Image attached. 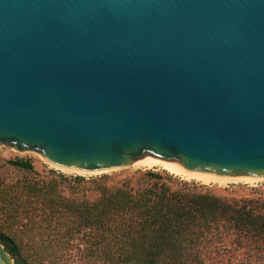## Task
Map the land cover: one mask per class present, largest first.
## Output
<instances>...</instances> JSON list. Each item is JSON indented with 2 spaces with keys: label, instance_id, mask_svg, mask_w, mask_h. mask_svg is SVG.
I'll list each match as a JSON object with an SVG mask.
<instances>
[{
  "label": "water",
  "instance_id": "1",
  "mask_svg": "<svg viewBox=\"0 0 264 264\" xmlns=\"http://www.w3.org/2000/svg\"><path fill=\"white\" fill-rule=\"evenodd\" d=\"M0 144L264 178V0H0Z\"/></svg>",
  "mask_w": 264,
  "mask_h": 264
},
{
  "label": "trees",
  "instance_id": "2",
  "mask_svg": "<svg viewBox=\"0 0 264 264\" xmlns=\"http://www.w3.org/2000/svg\"><path fill=\"white\" fill-rule=\"evenodd\" d=\"M12 163L32 169L27 160ZM99 180L92 181L99 190L92 201L65 196L52 181L27 185L41 207L25 214L19 232L0 230L16 264H45L35 258L34 245L77 247L84 259L109 264H205L213 252H264V199L230 200L195 187L172 190L159 181L138 190L110 188Z\"/></svg>",
  "mask_w": 264,
  "mask_h": 264
},
{
  "label": "rangeland",
  "instance_id": "3",
  "mask_svg": "<svg viewBox=\"0 0 264 264\" xmlns=\"http://www.w3.org/2000/svg\"><path fill=\"white\" fill-rule=\"evenodd\" d=\"M17 159L29 161L32 164V169L14 165L12 160ZM150 172L159 174L160 178L149 176ZM76 176L84 179L78 181ZM97 179H100L99 182L110 188L126 184L134 190H138L153 184L154 181H159L160 184L165 183L166 186H170L172 190L195 187L202 192L208 191L230 200L264 199V178L256 182L238 181L231 182L228 185L203 184L196 180L183 179L163 169H142L133 165L81 175L66 173L45 162L35 153L16 152L10 146L0 144V230L9 234L19 232V228H21L19 226L26 222L25 214L32 211L34 207H41L39 200L34 196V192L27 187L28 184L31 186L34 182L52 181L56 191L61 194L92 201L99 196V190L96 189L98 184L92 182ZM39 218L38 215L36 220H39ZM46 223H43V225L45 226ZM23 230H25V227ZM32 232L37 234L35 229ZM27 234L24 233V239H27ZM36 251H38L39 256L35 258H42L45 264L53 261L54 264H109L84 259L82 252L77 247L66 249L52 245L48 250H45L34 245V253ZM205 264H264V252L256 250L246 252L241 250L240 252L227 254L213 252V257L207 259Z\"/></svg>",
  "mask_w": 264,
  "mask_h": 264
},
{
  "label": "bare ground",
  "instance_id": "4",
  "mask_svg": "<svg viewBox=\"0 0 264 264\" xmlns=\"http://www.w3.org/2000/svg\"><path fill=\"white\" fill-rule=\"evenodd\" d=\"M133 166L142 168V169H163L166 170L167 172L174 174L176 176H179L183 179L186 180H196L199 181L203 184H214L217 183L219 185H228L229 183L233 182H238V181H245V182H256L259 180H262L263 178H257V179H232V178H227V177H221V176H215V175H209V174H204V173H198V172H192V171H187V170H182L181 168L178 167L176 163L173 162H167V161H162L160 159L151 157V156H146L143 159H140L138 161H135ZM54 166V165H53ZM62 171L66 173H78V174H86V173H99V172H104L105 170H96V171H78V170H73V169H68L64 167H59L55 166ZM244 182V183H245ZM253 184V183H252Z\"/></svg>",
  "mask_w": 264,
  "mask_h": 264
}]
</instances>
